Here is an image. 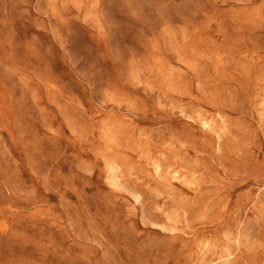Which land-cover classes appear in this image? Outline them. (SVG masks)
<instances>
[{"label":"rangeland","instance_id":"1","mask_svg":"<svg viewBox=\"0 0 264 264\" xmlns=\"http://www.w3.org/2000/svg\"><path fill=\"white\" fill-rule=\"evenodd\" d=\"M0 264H264V0H0Z\"/></svg>","mask_w":264,"mask_h":264}]
</instances>
